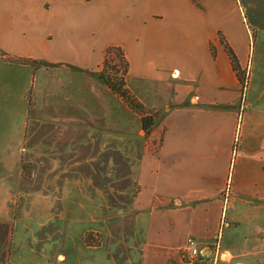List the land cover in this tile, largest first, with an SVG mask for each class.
Returning a JSON list of instances; mask_svg holds the SVG:
<instances>
[{
    "label": "crops",
    "instance_id": "obj_1",
    "mask_svg": "<svg viewBox=\"0 0 264 264\" xmlns=\"http://www.w3.org/2000/svg\"><path fill=\"white\" fill-rule=\"evenodd\" d=\"M112 45L147 135L98 76ZM191 239L264 264V0H0V264H183Z\"/></svg>",
    "mask_w": 264,
    "mask_h": 264
},
{
    "label": "trees",
    "instance_id": "obj_2",
    "mask_svg": "<svg viewBox=\"0 0 264 264\" xmlns=\"http://www.w3.org/2000/svg\"><path fill=\"white\" fill-rule=\"evenodd\" d=\"M219 40L224 44L230 63L238 78L245 82L244 72L240 69L232 49L219 33ZM213 53V50H212ZM25 61V60H24ZM128 61L124 51L119 46H108L100 63L98 76L112 91L117 93L135 112L141 116V128L145 135L149 134L154 125V116L140 103L126 85Z\"/></svg>",
    "mask_w": 264,
    "mask_h": 264
},
{
    "label": "built area",
    "instance_id": "obj_3",
    "mask_svg": "<svg viewBox=\"0 0 264 264\" xmlns=\"http://www.w3.org/2000/svg\"><path fill=\"white\" fill-rule=\"evenodd\" d=\"M244 78L245 82H243V89L246 86V73H244ZM182 261L183 264H212V262L210 263L202 260V249L197 245L196 241L193 239L187 242V245L182 252Z\"/></svg>",
    "mask_w": 264,
    "mask_h": 264
},
{
    "label": "rangeland",
    "instance_id": "obj_4",
    "mask_svg": "<svg viewBox=\"0 0 264 264\" xmlns=\"http://www.w3.org/2000/svg\"><path fill=\"white\" fill-rule=\"evenodd\" d=\"M28 202H30L31 203V200H29ZM25 204V203H24ZM29 204V203H28ZM31 205H32V203H31ZM32 218H33V220H30V221H25V222H23V224H21V225H18L19 227H23V225L24 224H26V225H28V226H30V224L31 225H34V219H35V215H32L31 216ZM49 227V226H48ZM21 230V234H19V236L20 237H22V240H24L25 242H27L28 244L30 243H32L31 241H28V239L30 238V236H32L33 234H31V233H26L25 232V230H23L22 228H19L18 230H17V232L18 231H20ZM15 233H16V231H15ZM15 236H18V234L16 233L15 234ZM92 237H90L91 238V243H97L98 242V236L97 235H91ZM87 240V239H86ZM25 257H27V258H32V257H35V255H32L30 252H29V250H27L26 251V253H25Z\"/></svg>",
    "mask_w": 264,
    "mask_h": 264
}]
</instances>
